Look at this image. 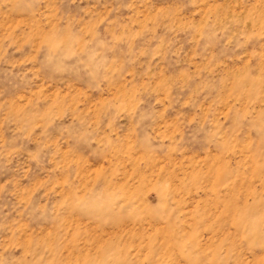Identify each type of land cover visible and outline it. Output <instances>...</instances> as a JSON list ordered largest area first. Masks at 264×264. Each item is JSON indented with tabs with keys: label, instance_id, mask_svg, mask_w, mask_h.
Here are the masks:
<instances>
[{
	"label": "rangeland",
	"instance_id": "374dc122",
	"mask_svg": "<svg viewBox=\"0 0 264 264\" xmlns=\"http://www.w3.org/2000/svg\"><path fill=\"white\" fill-rule=\"evenodd\" d=\"M0 264H264V0H0Z\"/></svg>",
	"mask_w": 264,
	"mask_h": 264
}]
</instances>
